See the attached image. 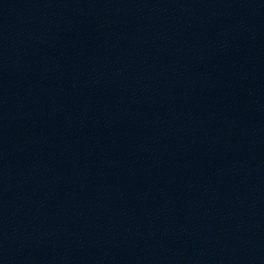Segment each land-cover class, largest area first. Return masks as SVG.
Returning <instances> with one entry per match:
<instances>
[{
    "label": "water",
    "instance_id": "obj_1",
    "mask_svg": "<svg viewBox=\"0 0 264 264\" xmlns=\"http://www.w3.org/2000/svg\"><path fill=\"white\" fill-rule=\"evenodd\" d=\"M0 264H264V0H0Z\"/></svg>",
    "mask_w": 264,
    "mask_h": 264
}]
</instances>
